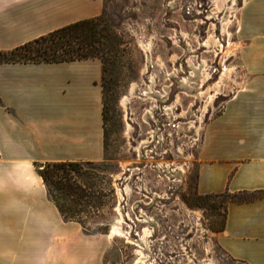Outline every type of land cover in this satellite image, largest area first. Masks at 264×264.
<instances>
[{"label": "rangeland", "instance_id": "374dc122", "mask_svg": "<svg viewBox=\"0 0 264 264\" xmlns=\"http://www.w3.org/2000/svg\"><path fill=\"white\" fill-rule=\"evenodd\" d=\"M102 14L104 154L71 172L88 197L64 210L104 239V264H244L218 244L230 195L196 180L206 125L264 90V0H103Z\"/></svg>", "mask_w": 264, "mask_h": 264}, {"label": "crops", "instance_id": "0c3cea01", "mask_svg": "<svg viewBox=\"0 0 264 264\" xmlns=\"http://www.w3.org/2000/svg\"><path fill=\"white\" fill-rule=\"evenodd\" d=\"M103 0H0V50L102 14ZM102 62H0V264H104V239L62 218L36 166L104 154ZM196 191L228 201L218 244L264 264V90L236 94L210 121Z\"/></svg>", "mask_w": 264, "mask_h": 264}, {"label": "trees", "instance_id": "16d2710c", "mask_svg": "<svg viewBox=\"0 0 264 264\" xmlns=\"http://www.w3.org/2000/svg\"><path fill=\"white\" fill-rule=\"evenodd\" d=\"M103 21V14L79 20L11 50H0V62H59L97 58L103 64L107 53L114 50L112 42L107 40L110 29L102 25ZM105 115L106 104L103 100V119ZM83 164L92 162H47L36 166L48 198L55 204L62 218L78 223L67 215L68 211L64 210L62 202L77 203L88 197L83 188L85 184L81 185L71 175V172L80 173ZM227 194L230 195L227 202L248 199L241 197L243 194Z\"/></svg>", "mask_w": 264, "mask_h": 264}, {"label": "bare ground", "instance_id": "6f19581e", "mask_svg": "<svg viewBox=\"0 0 264 264\" xmlns=\"http://www.w3.org/2000/svg\"><path fill=\"white\" fill-rule=\"evenodd\" d=\"M219 1H221V3H223L224 0H219ZM225 26H226V25H224L223 28H225ZM228 73H229V72H227V71L225 70V72L221 75V80H222V82H224L225 84H226L227 81H228ZM151 79H152V78H151ZM217 86H218V84H214V85H213V88L216 89ZM134 90H135V84H133V85L131 86V88H130V94H133V91H134ZM201 93H203L204 95L207 94L206 92H201ZM111 232H112V233H113V232H115V233H118V232H119V228H118V224H117V223L112 225V230H111Z\"/></svg>", "mask_w": 264, "mask_h": 264}]
</instances>
